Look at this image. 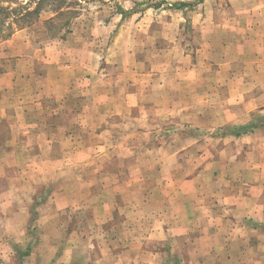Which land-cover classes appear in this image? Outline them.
Masks as SVG:
<instances>
[{"label": "rangeland", "instance_id": "obj_1", "mask_svg": "<svg viewBox=\"0 0 264 264\" xmlns=\"http://www.w3.org/2000/svg\"><path fill=\"white\" fill-rule=\"evenodd\" d=\"M45 5L0 39V264H264V0Z\"/></svg>", "mask_w": 264, "mask_h": 264}, {"label": "trees", "instance_id": "obj_2", "mask_svg": "<svg viewBox=\"0 0 264 264\" xmlns=\"http://www.w3.org/2000/svg\"><path fill=\"white\" fill-rule=\"evenodd\" d=\"M71 2L72 0H0V39L7 37L5 34L7 30L12 29V24L17 28L31 24V21L38 16L40 10L46 6V3H49V8L54 14L53 17L45 21L49 27L47 34L52 37L57 36L60 30L67 24L60 22L61 19L71 14L69 10ZM186 6H189V4L178 3L175 5L178 9ZM125 13L130 12H124L123 14Z\"/></svg>", "mask_w": 264, "mask_h": 264}, {"label": "crops", "instance_id": "obj_3", "mask_svg": "<svg viewBox=\"0 0 264 264\" xmlns=\"http://www.w3.org/2000/svg\"><path fill=\"white\" fill-rule=\"evenodd\" d=\"M186 199V198H185ZM188 201L186 200V203H187ZM98 260H100V261H102V257H100V258H98ZM184 262H187L186 260H184Z\"/></svg>", "mask_w": 264, "mask_h": 264}]
</instances>
